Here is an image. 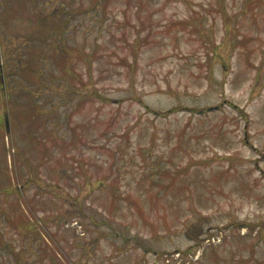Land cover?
Here are the masks:
<instances>
[{
  "label": "rangeland",
  "instance_id": "obj_1",
  "mask_svg": "<svg viewBox=\"0 0 264 264\" xmlns=\"http://www.w3.org/2000/svg\"><path fill=\"white\" fill-rule=\"evenodd\" d=\"M0 54V264H264V0H0Z\"/></svg>",
  "mask_w": 264,
  "mask_h": 264
},
{
  "label": "trees",
  "instance_id": "obj_2",
  "mask_svg": "<svg viewBox=\"0 0 264 264\" xmlns=\"http://www.w3.org/2000/svg\"><path fill=\"white\" fill-rule=\"evenodd\" d=\"M112 2H113V0H97V8L106 7V6L110 5ZM56 26H57V23H55V27ZM52 32H53L52 44L56 48H63L64 47L62 50H55V52H62V53H59V54H64V59H63L62 62H63V65H65L66 67H64L63 74H61V75L65 76L67 78V80H69V81L71 80L74 83V85L77 84L78 88L81 87V83H82L85 86L84 88L87 89L88 82H89L88 79L89 78L87 80H85L84 75L77 74V76H76L73 73L69 72V59L66 57V54L68 53V51H67L68 50V46H65V42L63 40V36H64L63 32L62 31L59 32L58 29L54 30ZM29 54H30V56H29L28 60L25 61L24 58H23V61L26 63L27 67L30 66V63H31V65L32 64L34 65V63H32V59L34 58V53L31 52ZM39 58H40V56H38V60H37V66H38V68H37L38 72L37 73L44 80V79L47 78V74H46L45 70H46V63H47L48 60H46V59H45V61L43 59L39 60ZM54 60H55V57H54ZM41 84H44V83H41ZM98 93L99 92H97V94ZM83 94L85 95L83 100H84V102H86V100L89 99L90 94L87 91H85V90L83 91ZM97 97H98V99H100L102 101V103H106V102L109 101L108 98H105V96H103L101 94H98ZM83 100H82V102H83ZM230 103L234 107H236L238 109H241L237 104H234L232 102H230ZM9 111H10V109H9ZM30 115H36V116H38L40 118L41 115H42V112L38 108L35 107V108H33L32 113ZM244 115H246V114L244 113ZM21 194L23 195V190H21ZM31 218H33V217L29 216L27 220L25 218L23 219L24 222H25V223L23 222V227L25 229V232H30L31 233L33 230L34 231L36 230L35 228L33 229L32 226L29 227V224H30L29 221H30ZM25 244L27 245V247L25 246V248L23 249L22 253H24V252L27 253V249L31 245V241H27ZM18 254H20V253L17 252L16 257L19 259L20 263L21 262L23 263L25 261V259H23L22 255H19V257H18Z\"/></svg>",
  "mask_w": 264,
  "mask_h": 264
},
{
  "label": "flooded vegetation",
  "instance_id": "obj_3",
  "mask_svg": "<svg viewBox=\"0 0 264 264\" xmlns=\"http://www.w3.org/2000/svg\"><path fill=\"white\" fill-rule=\"evenodd\" d=\"M2 64L0 63V76L2 77L4 75V72H3V68H2ZM1 87V86H0ZM3 87V85H2ZM2 99V98H1Z\"/></svg>",
  "mask_w": 264,
  "mask_h": 264
},
{
  "label": "water",
  "instance_id": "obj_4",
  "mask_svg": "<svg viewBox=\"0 0 264 264\" xmlns=\"http://www.w3.org/2000/svg\"><path fill=\"white\" fill-rule=\"evenodd\" d=\"M7 128L9 127V121L6 119Z\"/></svg>",
  "mask_w": 264,
  "mask_h": 264
}]
</instances>
